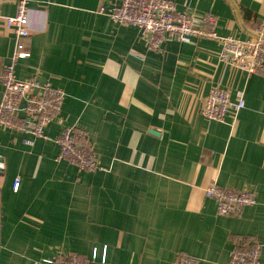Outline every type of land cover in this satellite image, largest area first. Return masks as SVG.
Segmentation results:
<instances>
[{
  "label": "crops",
  "instance_id": "1",
  "mask_svg": "<svg viewBox=\"0 0 264 264\" xmlns=\"http://www.w3.org/2000/svg\"><path fill=\"white\" fill-rule=\"evenodd\" d=\"M28 1L31 34L21 43L30 56L16 76L66 96L47 139L0 129V264L71 254L90 264H175L180 254L230 264L240 238L260 244L264 264V74L226 67L210 39L149 50L137 28L99 12L117 0ZM170 1L214 13L221 36L255 40L264 22V0ZM15 12V2L0 6ZM15 44L0 22L5 63ZM213 87L243 95L244 109L206 120L201 103ZM69 127L86 130L101 170L57 161L54 138ZM213 183L250 191L257 204L220 216L205 195Z\"/></svg>",
  "mask_w": 264,
  "mask_h": 264
},
{
  "label": "built area",
  "instance_id": "2",
  "mask_svg": "<svg viewBox=\"0 0 264 264\" xmlns=\"http://www.w3.org/2000/svg\"><path fill=\"white\" fill-rule=\"evenodd\" d=\"M9 2L16 3V12L13 16L0 14V22L7 31L13 33L16 44L7 63L0 59V85L3 89L0 129L30 134L35 139H47L46 128L59 115L66 94L50 81L41 83L36 78H17L19 61L30 56L27 47L21 43L31 34L29 1L0 0V6ZM99 12L106 14L116 25L137 28L149 50H160L168 39L185 43L195 39H210L220 43V61L226 67L239 69L249 76L264 74V22L256 29L255 40H239L218 34V17L211 11L200 16L179 12L170 0H117L110 6L102 3ZM244 107L243 95L232 100L228 90L213 87L202 99L201 113L208 121L224 123L229 112L239 114ZM54 142L59 148L57 161H64L80 171L101 170L99 157L86 130L80 127L65 128L54 138ZM3 170L4 162L0 156V174ZM19 183L20 179L17 178L15 191ZM205 195L216 202L220 216H237L245 207L257 204L252 192L230 190L215 183L206 189ZM260 253V244L240 238L235 242L230 264H260ZM41 264H90V260L71 254L45 259ZM175 264H197V260L180 254Z\"/></svg>",
  "mask_w": 264,
  "mask_h": 264
},
{
  "label": "bare ground",
  "instance_id": "3",
  "mask_svg": "<svg viewBox=\"0 0 264 264\" xmlns=\"http://www.w3.org/2000/svg\"><path fill=\"white\" fill-rule=\"evenodd\" d=\"M169 40V39H168ZM173 40V39H172Z\"/></svg>",
  "mask_w": 264,
  "mask_h": 264
}]
</instances>
